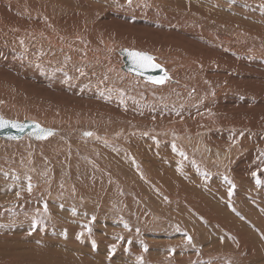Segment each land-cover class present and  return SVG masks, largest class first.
Here are the masks:
<instances>
[{"label":"rangeland","instance_id":"obj_1","mask_svg":"<svg viewBox=\"0 0 264 264\" xmlns=\"http://www.w3.org/2000/svg\"><path fill=\"white\" fill-rule=\"evenodd\" d=\"M187 1L196 11L179 0H0V115L61 133L0 139V185L22 187L0 192V264H264V58L231 52L264 50V0ZM215 5L254 25L245 46L212 37L227 29ZM26 13L35 25L15 28ZM216 45L242 69L225 89L204 73ZM132 47L181 77L119 75L116 49ZM170 47L182 57H162ZM136 140L150 155L130 150Z\"/></svg>","mask_w":264,"mask_h":264},{"label":"bare ground","instance_id":"obj_2","mask_svg":"<svg viewBox=\"0 0 264 264\" xmlns=\"http://www.w3.org/2000/svg\"><path fill=\"white\" fill-rule=\"evenodd\" d=\"M97 1V0H96ZM100 1V0H99ZM105 1V0H104ZM107 1V0H106ZM177 2H178V0H176ZM183 1H185V2H183V5L185 4V6H183L182 5V1L181 0H179V8H181V6H183L184 8H186V9H188L190 12L191 11H196V9L193 7V5H194V3L192 4L191 3V1L190 2H188L187 0H183ZM248 1H250V2H253V1H255V2H257L256 0H248ZM4 2V1H3ZM8 2H10V1H8ZM39 2H41V1H39ZM92 2V1H91ZM102 2V1H101ZM171 2V1H170ZM205 2V1H204ZM208 3L209 2H211V1H207ZM207 2H206V4H207ZM6 3V2H5ZM18 3V2H17ZM17 3H15V2H13V5H12V3H10V6H16L17 5ZM171 3H174L173 1L171 2ZM201 3V2H200ZM202 3H203V1H202ZM212 3V2H211ZM211 3H209L210 5H212ZM7 5H8V3H6ZM19 4V3H18ZM41 4H43L44 6H47L48 4H45V3H41ZM205 4V5H206ZM3 5V4H2ZM79 5V4H78ZM173 5V4H172ZM196 5H198V2L196 3ZM204 5V4H203ZM202 5V6H203ZM195 6V5H194ZM212 6H214V5H212ZM224 6V5H223ZM238 6H239V4H238ZM242 6H244V5H242ZM9 7V6H8ZM103 7V6H102ZM208 7V6H207ZM215 7H218V6H216L215 5ZM6 8V7H5ZM14 8V7H13ZM19 8H20V6H19ZM218 8H221V7H218ZM237 8L238 7H236V8H232V9H230V8H227L226 10H224L223 11V9H222V13L224 14H222L218 9H212V11H214V12H211L212 14V16H216L218 19H221V18H224V19H221V20H219L220 22L222 21V23L226 26V33H222V34H220L219 36V38H218V36L217 35H215L214 36V33H213V31H210V33H211V35H212V37H214L217 41H222V42H224V43H231V44H235V46H239V47H242V45H244V40L243 39H245V32H247V29H251V28H254V25L252 24V23H249L248 21H246V20H244V17H241L240 15L238 16L237 14H239L238 13V11H237ZM174 9V8H173ZM225 9V8H224ZM182 10H185V9H180V11H182ZM187 10V11H188ZM203 10V9H202ZM238 10H239V8H238ZM16 11V10H15ZM24 12H26L25 10H24ZM54 12H56V11H54ZM58 12V11H57ZM67 12H69V11H67ZM74 12V11H73ZM17 13V12H16ZM20 13H23V12H20ZM13 14V13H12ZM40 14V13H39ZM73 14V13H72ZM95 14V13H94ZM15 15V14H14ZM70 15V14H69ZM236 16V18H235V16ZM3 16V15H2ZM24 16V18H22L23 20H21V23H17L16 24V27L15 28H22L23 26H25L24 24L26 23V22H30L29 24H27L26 26H29L31 23L32 24H34L35 25V19H33L32 17H30V15L29 14H25V15H23ZM55 16V15H54ZM58 16H59V14H58ZM77 16V15H76ZM225 16V17H224ZM10 17V16H9ZM14 17V16H13ZM18 17V16H17ZM253 17H255V16H253ZM15 18V17H14ZM72 18V17H71ZM237 18H239V19H237ZM76 19V18H75ZM95 19V18H94ZM174 19V18H173ZM183 20V19H182ZM72 21H73V18H72ZM75 21V20H74ZM170 21V20H169ZM173 21V20H172ZM171 21V22H172ZM246 21V22H245ZM1 22V21H0ZM3 22V21H2ZM77 22V21H76ZM175 22V21H174ZM186 22V21H185ZM8 23H10V22H8ZM179 23V22H178ZM247 23H249V24H251L253 27H251V26H249ZM2 24V23H1ZM4 24V23H3ZM2 24V25H3ZM164 23H162V25H163ZM170 24V23H169ZM192 24V23H191ZM216 24V23H215ZM219 24V23H218ZM14 25H15V22H14ZM14 25H12L13 27H14ZM60 25V24H59ZM161 25V26H162ZM173 25H175V24H172V25H170V26H173ZM180 25H182V24H180ZM213 25V24H212ZM227 25H230L231 27L232 26H235V27H233V29L235 30V31H232L231 29L229 30V28L227 27ZM20 26V27H19ZM77 26V25H76ZM164 26H166L165 24H164ZM206 26V25H205ZM214 26V25H213ZM218 26V25H217ZM219 26H221V25H219ZM83 27V26H82ZM175 27H177V25L175 26ZM175 27L173 28V29H175ZM179 27V26H178ZM193 27V26H192ZM7 27H5V29H6ZM12 28V27H11ZM165 28V27H164ZM168 28V27H167ZM207 28V27H206ZM181 29V28H180ZM192 29V28H191ZM203 29V28H202ZM208 29V28H207ZM9 30V29H8ZM7 30V31H8ZM90 30V29H89ZM169 30V29H168ZM175 30H177V28L175 29ZM182 30V29H181ZM180 30V31H181ZM189 30V29H188ZM212 30V29H211ZM3 31V30H2ZM165 31V30H164ZM179 31V30H178ZM179 31V32H180ZM195 31V30H194ZM258 31L261 33V34H264V29L263 28H258ZM28 32H30V31H27L26 33H28ZM32 32V31H31ZM34 32V35H37L38 33L36 32V31H33ZM32 32V33H33ZM59 32V31H58ZM91 32H93V29H92V31ZM183 32V31H182ZM193 32V31H192ZM206 32L207 31H205V34H206ZM251 32H253V31H251ZM48 33V32H47ZM89 33V32H88ZM99 33V32H98ZM169 33H171L170 31H169ZM184 33H185V31H184ZM195 33V32H194ZM197 33V32H196ZM195 33V34H196ZM219 33V32H218ZM58 34V33H57ZM164 34V33H163ZM162 34V35H163ZM188 34H190V33H188ZM194 34V35H195ZM215 34H217V33H215ZM52 35V34H51ZM51 35H49V34H47L46 35V37L45 38H47L48 40L49 39H51L50 41H52V39H53V36L51 37ZM63 35H65V34H63ZM79 35V34H78ZM89 35H90V33H89ZM92 35V34H91ZM94 35V34H93ZM95 35H96V33H95ZM170 35V34H169ZM198 35V34H197ZM210 35V34H209ZM44 36V35H43ZM163 36H165V35H163ZM206 36V35H205ZM42 37V36H41ZM56 36H54V38H55ZM94 37V36H93ZM156 36H154L153 38H155ZM167 37H168V35H167ZM91 38V37H90ZM95 38H98V37H96L95 36ZM249 40H251V42L253 43V44H256V43H262V40H261V38L260 37H247ZM263 38V37H262ZM157 39V38H156ZM55 40V39H54ZM63 40V39H62ZM83 40V39H82ZM155 40V39H154ZM158 40V39H157ZM163 40V39H162ZM165 40H166V38H165ZM168 40V39H167ZM215 40V41H216ZM58 41V40H57ZM76 41V40H75ZM84 42H85V39L83 40ZM164 41V40H163ZM174 41V40H173ZM59 42V41H58ZM60 42H62V41H60ZM105 42V41H104ZM159 42V41H158ZM51 43H53V42H51ZM56 43V42H55ZM149 43V42H148ZM212 43V42H211ZM210 43V44H211ZM264 43V42H263ZM54 44V43H53ZM66 44V43H65ZM85 44V43H84ZM151 44V43H150ZM178 44V43H177ZM192 44H194V43H192ZM208 44V43H207ZM210 44H208L207 46L209 47V48H212L213 49V47H214V45H210ZM216 44V43H215ZM56 45H58V44H56ZM107 45V44H106ZM105 45V46H106ZM261 45V44H260ZM67 46H70V45H68L67 44ZM73 46V45H72ZM129 46V45H128ZM217 46V47H216ZM215 47L216 48H218V50H216L217 52H221V54H222V56H218V55H214L213 57H214V60L212 61L213 63H215V64H208L207 66H205V72L204 73H209V72H216L214 75H216V76H218V75H222V80H221V82H220V85H221V87L223 88V89H225V83H226V81H227V76H226V73H230V77H232L234 80H238L239 78H240V76H237V74H239V72H240V74L242 73V69L240 70V68H239V66L238 65H234V64H231V63H229V62H227V58H229L230 57V54L231 53H229V51H224V50H222V49H224V48H226V47H221L220 45H216ZM245 46V45H244ZM247 46V45H246ZM248 46H250V42H249V44H248ZM247 46V47H248ZM55 47V46H54ZM107 47H108V45H107ZM157 47V46H156ZM160 47V46H159ZM159 47H157V48H159ZM168 47V46H167ZM202 47V46H201ZM252 47V45L250 46V48ZM261 47V46H260ZM133 48V47H132ZM146 48H147V46H146ZM177 48H179V47H177ZM203 48H205L204 46H203ZM233 48V47H232ZM249 48V47H248ZM68 49V48H67ZM72 49V48H71ZM75 50H76V48H74ZM87 49V48H86ZM102 49V48H101ZM107 49V48H106ZM114 49V48H113ZM134 49V48H133ZM149 49H152L151 47L149 48ZM154 49V48H153ZM182 49V48H181ZM208 48H206V50H207ZM234 49V48H233ZM255 50H256V47L254 48ZM261 49V48H260ZM82 50V49H81ZM88 50H90V47H89V49ZM117 51H118V49H116ZM116 50H115V52H116ZM211 50V49H210ZM215 50V49H214ZM257 50H258V48H257ZM60 51V50H59ZM67 51V50H66ZM69 51H70V49H69ZM154 51V50H153ZM159 52H161V54H162V57H164V58H167L169 61L170 60H177V59H180L181 57H182V55L180 54V51L179 50H177V49H175V48H173V47H170V48H163V49H159L158 50ZM195 51V50H194ZM32 52V51H31ZM54 52V51H53ZM55 52H56V50H55ZM55 52H54V54H55ZM61 52V51H60ZM59 52V53H60ZM79 52V51H78ZM81 52V51H80ZM163 52V53H162ZM186 52V51H185ZM231 52H233V53H235V54H237V55H239V54H247V53H254L257 57L259 56V57H262V58H264V50L263 51H261L260 53L259 52H256V51H243V50H240V49H236V47H235V49L233 50V51H231ZM34 53V52H33ZM49 53H51V52H49ZM71 53H73V52H71ZM83 53H85V52H83ZM118 53V52H117ZM57 54V53H56ZM61 54V53H60ZM70 54V53H69ZM76 54V53H75ZM86 54V53H85ZM119 54V53H118ZM183 54V53H182ZM206 54V53H205ZM62 55V54H61ZM110 55V54H109ZM120 55V54H119ZM119 55H116V56H118V57H120ZM198 56V55H197ZM232 56V55H231ZM51 57V56H50ZM111 57V56H110ZM117 57V58H118ZM159 57V56H158ZM258 57V58H259ZM42 58V57H41ZM58 58V57H57ZM56 58V59H57ZM84 58V57H83ZM89 58V57H88ZM87 58V59H88ZM116 58V57H115ZM243 58V57H242ZM39 59V58H38ZM61 59V58H60ZM64 59V58H63ZM92 59H93V57H92ZM96 59V58H95ZM188 59L189 60H187V59H185V61H192V58H190V57H188ZM241 59V58H240ZM244 60V59H243ZM42 61H45L44 59L42 60ZM84 61V60H83ZM87 61V60H86ZM155 61L158 63V61L155 59ZM237 61V60H236ZM256 61H258V60H256ZM256 61H254V62H256ZM54 62V61H53ZM52 62V63H53ZM106 62V61H105ZM121 62H122V57H121ZM43 63V62H42ZM55 63H57V62H55ZM55 63H54V65H55ZM61 63V62H60ZM63 64H64V62H62ZM112 63H114V62H112ZM116 63V62H115ZM184 63V62H183ZM187 63V62H186ZM203 63H204V65H206L208 62H205V61H203ZM262 63V62H261ZM69 64V63H68ZM83 64V63H82ZM89 64V63H88ZM95 64V63H94ZM122 64H123V62H122ZM121 64V65H122ZM160 64V63H159ZM190 64V63H189ZM242 64V63H241ZM253 64H255V63H253ZM59 65V64H58ZM60 65H62V64H60ZM98 65H100V64H98ZM121 65H120V67H119V69H120V71L121 72H118L119 73V75H125V76H130V74H128V73H126V72H124L122 69H121ZM161 65V64H160ZM187 65H188V63H187ZM193 65V64H192ZM72 66V65H71ZM86 66V65H85ZM119 66V65H118ZM161 66H163V65H161ZM263 66V65H262ZM86 67H88L89 68V66H86ZM105 67V66H104ZM116 67V66H115ZM164 67V66H163ZM264 67V66H263ZM50 68V67H49ZM68 68V67H67ZM85 68V67H84ZM93 68V67H92ZM103 68V67H102ZM245 68V67H244ZM98 69H99V67H98ZM111 69V68H110ZM165 69V68H164ZM183 69H186V68H183ZM190 69V68H189ZM259 69V68H258ZM261 69V68H260ZM93 70V69H92ZM97 70V69H96ZM114 70H117V69H114ZM174 70H176V69H174ZM173 70V72H171V73H169L168 72V70H166L165 69V71L168 73V75H169V78L170 79H167L164 83H175L176 81H178V79L181 77V73L180 72H177V71H174ZM90 71V70H89ZM98 71V70H97ZM111 71V70H110ZM183 71V70H182ZM188 72V71H187ZM186 73V72H185ZM184 73V74H185ZM245 73V72H244ZM243 73V74H244ZM95 74V73H94ZM107 74V73H106ZM188 74V73H187ZM242 74V75H243ZM210 75H212V74H210ZM133 76V75H132ZM245 76V75H244ZM81 77V76H80ZM192 77V76H191ZM86 77H84V79H85ZM89 78V77H88ZM193 78V77H192ZM216 78V77H215ZM230 79V78H228V81H227V86L228 87H230V86H232L233 85V79ZM198 79V78H197ZM90 80V79H89ZM199 81V80H198ZM197 81V82H198ZM201 81V80H200ZM230 81H232V82H230ZM243 82V81H242ZM163 83V84H164ZM240 83V82H239ZM163 84H159V85H163ZM180 84V83H179ZM199 84H201V83H199ZM191 85V84H190ZM195 85V84H194ZM154 86V85H153ZM171 86V85H170ZM196 86V85H195ZM166 87V86H165ZM233 88V87H232ZM220 89V88H219ZM233 90H234V88H233ZM236 90V89H235ZM210 91V90H209ZM202 92H204L203 90H202ZM205 94V93H204ZM235 97H236V95H235ZM237 97H239L238 95H237ZM216 99V98H215ZM235 100V99H234ZM239 100V99H238ZM221 102V101H220ZM200 105V104H199ZM198 105V106H199ZM205 105V104H204ZM207 105V104H206ZM212 105V104H211ZM203 107V106H202ZM217 108V107H216ZM195 109V108H194ZM74 110H76V109H74ZM196 110V109H195ZM201 110V109H200ZM78 111V110H77ZM81 113V112H80ZM195 113V112H194ZM78 114V113H77ZM241 115V114H240ZM27 118V117H26ZM25 118V119H26ZM93 118V117H92ZM203 118V117H202ZM201 118V119H202ZM10 119V118H9ZM17 119V118H16ZM18 119H19V117H18ZM36 119V118H35ZM21 120V119H20ZM23 120V119H22ZM21 120V121H22ZM201 120H199V122H200ZM203 121V120H202ZM45 122V121H44ZM43 123V122H42ZM201 123V122H200ZM72 124V123H71ZM44 126V125H43ZM234 127H236L235 125H233ZM149 127V126H148ZM201 127V126H200ZM140 128H142V127H140ZM150 128V127H149ZM69 129V128H68ZM143 129V128H142ZM144 129H146V128H144ZM191 129V128H190ZM72 130V129H71ZM197 130V129H196ZM66 131V130H65ZM73 131V130H72ZM86 131V130H85ZM203 131V130H202ZM201 131V132H202ZM63 132V131H62ZM82 132H84V131H81V134H82ZM173 132V131H172ZM190 132V131H189ZM198 132H200V131H198ZM58 133H60V131L58 132ZM74 133V132H73ZM89 133V132H88ZM61 134V133H60ZM114 134V133H113ZM225 134V133H224ZM229 134V133H228ZM218 135V134H217ZM220 135V134H219ZM71 137V136H70ZM88 137V136H87ZM96 137V136H95ZM98 137H104V135H102V134H100V135H98ZM215 137H217L216 135H215ZM219 137H221V136H219ZM225 137V136H224ZM223 137V138H224ZM48 138V137H47ZM113 138V137H112ZM116 138V137H115ZM218 138V137H217ZM104 139V138H103ZM197 139V138H196ZM200 139H202V138H200ZM220 140H222V139H220ZM20 141V140H19ZM24 141H25V139H24ZM52 141V140H51ZM137 142H135V143H130V150L131 151H135L136 153V155H150L149 154V152H145L144 151V144H142V143H139V141L140 140H136ZM14 142V141H13ZM131 142V141H130ZM168 144V143H167ZM259 144V143H258ZM133 145H135V147H136V149H132V147H133ZM203 145V144H202ZM261 146H264V144L263 143H261ZM153 152H155V151H153ZM154 155H156V153H154ZM21 181V180H20ZM18 187H20V185H14V184H12V185H10V184H3V185H0V192H6V191H10V190H13V191H16V193H18V191H19V188ZM20 188H22V187H20ZM84 188V187H83ZM86 189V188H85ZM101 189V188H100ZM82 190V189H81ZM97 190V189H96ZM84 191V190H83ZM158 192H159V189L157 190ZM204 191V190H203ZM157 192V193H158ZM206 192V191H205ZM102 192H100V194H101ZM157 193H155V194H157ZM160 193V192H159ZM197 193V192H196ZM195 193V194H196ZM98 194H99V191H98ZM194 194V193H193ZM208 195H210L209 193H208ZM207 195V196H208ZM215 195V194H214ZM197 196V195H196ZM217 196V195H216ZM214 197V196H213ZM100 198V197H99ZM102 198V197H101ZM208 198V197H207ZM210 198H211V195H210ZM218 198H219V196H218ZM222 198V197H221ZM220 198V199H221ZM97 199V198H96ZM105 199V198H104ZM213 199H215V198H213ZM212 199V200H213ZM219 199V200H220ZM206 200V199H205ZM100 201V200H99ZM214 203V202H213ZM222 203V202H221ZM214 206V205H213ZM216 206H218V204L216 205ZM200 207V206H199ZM219 207H220V205H219ZM218 208V207H217ZM263 213H264V211H262ZM220 214V213H219ZM222 215V214H221ZM264 215V214H263ZM214 219V221H215V218H213ZM47 247H49V246H47ZM254 260V259H253ZM258 260H259V258H258ZM251 264V263H250Z\"/></svg>","mask_w":264,"mask_h":264},{"label":"water","instance_id":"obj_3","mask_svg":"<svg viewBox=\"0 0 264 264\" xmlns=\"http://www.w3.org/2000/svg\"><path fill=\"white\" fill-rule=\"evenodd\" d=\"M129 51H137V52L146 53V54L153 57V63L160 65L159 63H157L155 61V57L146 51L121 48V49H118L117 52L122 57L123 64L121 65V69L124 72H126L130 75H133L137 78H140L144 82H147V83H151L149 80L150 77H161V76H164L165 73L167 74L168 79H170L168 73L165 71L164 67L161 65L159 68H145V69L137 68L136 65H134L132 59L128 55ZM151 84H153V83H151ZM156 85H159V84H156ZM0 118H3L4 120L11 122L9 124V126H7V127H0V139L5 140V141H17V140H21L24 138L28 139L30 141H43V140H45L49 136H47L44 139H38L37 138L38 130L35 128V125H37V124L41 128L51 131L52 135L59 132L55 128L43 126L41 123H39L38 121L33 120V119H23L22 121L21 120H10V119H7L5 117H2L1 115H0ZM12 123H15L17 125H21L23 130H21L18 127L12 126ZM85 133H88V132L84 131V132H82L81 135L87 137L88 135H85Z\"/></svg>","mask_w":264,"mask_h":264},{"label":"snow or ice","instance_id":"obj_4","mask_svg":"<svg viewBox=\"0 0 264 264\" xmlns=\"http://www.w3.org/2000/svg\"><path fill=\"white\" fill-rule=\"evenodd\" d=\"M129 57L132 59L134 65H136L137 68L139 69H145V68H159L160 65L153 63V57L146 54V53H142V52H137V51H129L128 52ZM168 79L167 74L165 73L164 76L161 77H150L149 80L151 83L153 84H163L166 80ZM11 122L4 120L3 118H0V127H7L9 126ZM12 126L14 127H18L21 130H23L21 125H17L15 123H12ZM35 128L38 130V134H37V138L38 139H44L47 136L52 135V132L49 130H45L43 128H41L38 124L35 125ZM85 135H92V133H85ZM261 156H264V152L261 153ZM252 176L256 177L257 173L256 172H252ZM257 183H260L259 180L256 181ZM234 187V186H233ZM28 191H31V186L29 185L28 187ZM17 195H19V193H17ZM229 195H231V189H229ZM45 211H47V208H45ZM125 227H127V225H125ZM85 231L87 232H91V228L88 226H85ZM82 235V233H81ZM119 239V237H118ZM185 241L186 243H191V237L190 236H186L185 237ZM115 251V245L112 246V248L110 249V252H114Z\"/></svg>","mask_w":264,"mask_h":264}]
</instances>
